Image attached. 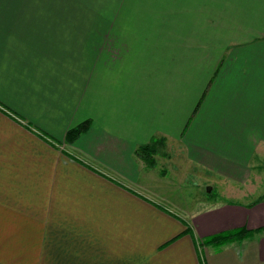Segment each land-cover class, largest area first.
Returning <instances> with one entry per match:
<instances>
[{
	"label": "crops",
	"instance_id": "crops-1",
	"mask_svg": "<svg viewBox=\"0 0 264 264\" xmlns=\"http://www.w3.org/2000/svg\"><path fill=\"white\" fill-rule=\"evenodd\" d=\"M91 1L0 0V264H264V199L211 198L264 157V0Z\"/></svg>",
	"mask_w": 264,
	"mask_h": 264
},
{
	"label": "rangeland",
	"instance_id": "rangeland-1",
	"mask_svg": "<svg viewBox=\"0 0 264 264\" xmlns=\"http://www.w3.org/2000/svg\"><path fill=\"white\" fill-rule=\"evenodd\" d=\"M97 1L98 0H92L91 3H88V4H94ZM149 3H150L149 0H142L141 4H138V10L149 9L148 8ZM108 4H110L112 6L113 1L108 2ZM80 5L86 6V2L80 1ZM100 5L101 4H99V6ZM10 20L11 21L12 20L17 21V20H19V17L12 14ZM31 20H32L31 17L27 18V21H28L27 26H29V22ZM78 20H79V26H85V22H86L85 17H81ZM97 20L98 19L94 18V21H97ZM94 23L88 22V24H91V25ZM96 24L101 25V24L95 23V25ZM128 24H131V23L128 22ZM35 26L38 27L41 25H35ZM9 27H11V26H9ZM81 47L84 49L86 48L85 41L82 43ZM44 48L47 49V44L45 45ZM78 48H80V46H78ZM168 154H169V152L167 149H165V147L160 148L158 155L157 156L155 155L154 158L158 159V160L160 158L165 159ZM185 169H186V171L184 174L188 175L190 170L188 169V167H185ZM252 170H253V174L251 176L250 183H248V186L243 185L244 187L242 189L244 192H242L241 194L239 192L232 191V188L229 187V185H227L226 183L218 181L214 178H211L213 181L218 183L216 185V188H214L213 195H211V198L220 199V197H223V200L225 198L226 199L230 198V199H233L236 201H241V202H243L244 200H254L255 198H258L259 200H260V198H264V157L263 156H260V160L258 159V160L254 161V166H253ZM184 174L182 172V176L180 179L179 174H177V175L175 174L176 175L175 176L174 174L169 173V176L166 179L165 191L168 193V195L171 194V197H174V199L177 202L183 203V204L188 206V205L192 204L194 201L198 200L199 197H202L203 192L201 191L200 184L202 182H205L209 177L203 179V181H199V180H195L194 178H190L189 175H188V177H183ZM252 185L254 186V188L252 187ZM253 189H254V191L256 190L258 192L253 193L252 192ZM244 193H245V195H243ZM209 196H210V194H208V197ZM247 197H249V199Z\"/></svg>",
	"mask_w": 264,
	"mask_h": 264
},
{
	"label": "trees",
	"instance_id": "trees-1",
	"mask_svg": "<svg viewBox=\"0 0 264 264\" xmlns=\"http://www.w3.org/2000/svg\"><path fill=\"white\" fill-rule=\"evenodd\" d=\"M88 128H89L88 123H83L80 126L73 128L67 133L66 141L70 143L77 140L82 134L88 131ZM165 142L166 141L164 138H154L149 145L140 147L137 151V155L139 157H142L149 167H153L155 165L154 157L155 155L158 154L160 148L165 147ZM261 199L264 198H260V200ZM247 234L248 232L244 230H236V231L223 233L207 239L204 245H216L221 247L229 242L236 241V239L244 238Z\"/></svg>",
	"mask_w": 264,
	"mask_h": 264
}]
</instances>
